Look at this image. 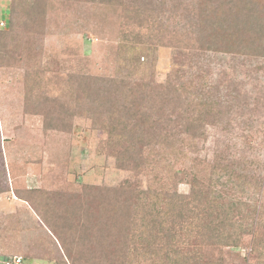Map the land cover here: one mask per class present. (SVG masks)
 I'll list each match as a JSON object with an SVG mask.
<instances>
[{
  "label": "rangeland",
  "instance_id": "1",
  "mask_svg": "<svg viewBox=\"0 0 264 264\" xmlns=\"http://www.w3.org/2000/svg\"><path fill=\"white\" fill-rule=\"evenodd\" d=\"M45 7L35 18L18 1L0 0V264L14 257L21 264H264L256 255L264 253V0H47ZM203 21L244 28L242 41L229 48L202 34ZM32 79L41 87L35 95L42 93L36 107L69 104L61 123L27 106ZM175 94L180 99L171 102ZM115 103L125 107L120 118L137 107L168 135L142 147L150 165L136 169L128 143L110 144L103 122ZM196 116L200 135L189 146ZM176 140L177 156H169ZM193 160L204 169L193 193L203 213L190 238L182 234L179 251L162 262L168 236L156 227L148 240L155 256L126 255L133 244L126 227L102 219L107 208L88 188L122 189L114 199L136 239L145 229L135 211L156 216L166 201H128L124 192L166 181L169 166L182 177ZM175 181L180 196L192 194L191 182ZM211 211L245 228L236 244L210 245L227 229V222L208 228ZM202 223L206 238L197 245Z\"/></svg>",
  "mask_w": 264,
  "mask_h": 264
},
{
  "label": "trees",
  "instance_id": "2",
  "mask_svg": "<svg viewBox=\"0 0 264 264\" xmlns=\"http://www.w3.org/2000/svg\"><path fill=\"white\" fill-rule=\"evenodd\" d=\"M15 1L16 3L18 1L19 6L23 9L24 12H27L28 14L35 16V18H39V17L42 18L43 16H45V13H46L45 3L47 0H15ZM254 1L255 0H251L252 3ZM233 2L234 1H231L230 4L232 5ZM222 6H224V4L220 3L218 4L217 7H214V8H218L221 10ZM202 12L204 11L202 10ZM220 20H223V19H220ZM210 23L205 24L204 21L202 22V25H203V29H201L202 34L203 33L205 35L207 34V36L210 38H211V35H213L212 37H214V39H217V40L218 38H220V43L224 42L227 46H229V48L236 47L238 45L240 38H236V37L241 36V41H242V38L244 35V32H243L244 28L237 27L236 29L232 30V27L230 25H224L222 23H212V22ZM225 28H228V29H225ZM4 34L5 33L0 32V36ZM234 43H235V46L233 45ZM143 50L145 52V50H147V47H144ZM4 55L5 54L0 52V58L3 57ZM40 88H41L40 84L36 82L35 80L32 79V81H28V85H26V92H27V98H28L29 103H27V106L31 109L37 108L38 106H40L41 108L40 111L42 110L41 112L44 116V120H46L47 123H49L50 121H54V120H56V122L58 123H61L60 120L62 117H64V114H67L70 112L69 104L67 105V103L62 102V103H55L53 104V106H47L44 104H40V105H37L36 107V105L34 104L39 103L41 101L42 93L41 95H38V94L35 95V90L40 89ZM140 88H143L142 85L140 86L138 85V90ZM135 89L136 87L134 86V90ZM156 89H152V92L155 93ZM134 90L133 92H131L132 95H135L137 93L136 91L134 92ZM161 92L162 91L160 90L159 93L161 96H168L167 92H162V93ZM132 95H130V97L127 96V98H132ZM174 96H175L174 98H170L171 102L177 100L178 98L180 99L179 95L175 94ZM162 105L157 110L160 113L164 112L162 111L164 107L169 106V104H166L164 107H162ZM122 106L123 105H121L120 103H115L112 105V109L114 111L113 113L111 112V116L108 117L106 123L103 122V127L110 128V133H111V136L113 135L114 141L122 140L125 143H128V148H127L128 151L126 154L134 155L132 162L135 164L136 169L143 168L144 166L150 165L151 161L149 160L150 158H145L143 156L144 151L142 147L145 145L151 146V144L153 143L155 139H159V140L160 139L162 140L163 138L167 139L168 135H166V132L162 133L161 131H159L160 133H158V130H157V127L159 128V125L157 124L158 121L152 119L151 117H148L145 111H142L141 109H137V107L136 108L129 107V109L126 110L125 115L120 118L119 117L120 109H123V110L125 109V107L124 106L122 107ZM118 107H122V108L118 109ZM78 108L81 109L80 112L82 114L89 113L85 111V109H82V107H78ZM175 114H178V113L175 112L174 115ZM203 114H204V111L202 113V117H203ZM202 117L199 119V117L196 116L194 118L195 120L193 119L194 121H193L191 128L189 127L192 131V132L191 131L188 132L189 135L187 134L188 140L190 141L189 146H191L192 143H193L192 145H194V139L197 136L199 137L200 135L199 130L201 127L200 122H201ZM195 122H198L199 126H196ZM131 124H134V125H131ZM154 129H156V131H154ZM176 142L177 140L167 147V150L170 153L169 156H171L172 154L174 157L177 156V153L175 152ZM118 143L119 142L117 141L116 142H113L112 140L110 141V144H112L113 146H116ZM181 143L182 145L186 144V140L183 139ZM154 152L155 151L150 152L149 155L153 156V154H156ZM169 153H165L164 158H167V154ZM153 166L154 165L152 163V167ZM169 167H170V170H169L166 181L163 182L161 178H157L154 181L156 185L155 187H157L159 191H157L155 187L152 186L150 187L148 191H143V190L135 191L134 189H132V190H127L126 192H124L126 194L125 195L126 200L128 201H134V199H137L138 201H142L143 199L144 200L151 199V201L153 200L154 206H159L162 202L166 201L165 203L166 209L161 212H156V216L152 214H148L147 212L144 213L143 208L137 209L135 211L136 213H138L140 210L139 213L142 216L141 225L143 229H145L144 232L139 234L136 239H134V234L131 233L130 231L131 222L129 223L127 221L128 224L127 226H125V223L122 220L124 219L123 212H121L123 204L119 205L120 203L116 199H114L117 193H119L120 191L122 192V189H107V188H93V187L88 188V191L90 192V196L92 200L102 201L103 202L102 205H104L107 208L108 212H105L106 217L105 218L103 217L102 219H105L108 222L111 221L114 227L120 228L119 226H122L121 228L123 229L124 227H126L125 229L127 230L128 233L124 235V238H126L127 240L128 239L133 240V244L132 246H129L130 249L127 250L126 255H129L128 252L132 251V253H134V255L136 256L140 255L141 257H144V256L146 257V256H149V254L155 256L153 251H157V250L152 248L153 244H151L148 240L153 235L152 229L158 227L157 229H160L159 231L160 233L164 234L165 232L168 236V240L160 246L161 247L160 252H164V253H161L163 254V258L162 260L161 259L160 260L162 262H167V260L169 261L170 255L171 256L175 255V253L179 251L178 249L180 245L179 239L181 238V235L187 234L190 238V234L193 233L192 231L193 223L198 224V220H195L196 216H199L197 219H199L200 216H202L203 211L199 210V205H200L199 202L201 201H199L198 199L199 197H195L193 194L197 186L196 178H198L204 172V169L202 168L203 166H201V163L193 160V165L191 166L192 167L191 172L187 173V170L181 172L182 177H179V175L176 173V171L174 170L172 166H169ZM187 177L190 179L187 180L186 179ZM175 180H180V181L185 180L183 182H186V181L191 182V185H192L191 193L192 194L190 196H180L177 193L178 183H176ZM104 196H108L105 199L109 200V202H105V199H103ZM112 207L115 209L114 211L115 213H113V210L111 209ZM130 210H133V209L130 208ZM194 210L195 211L197 210V211L195 212ZM223 212L221 213L217 212L216 216H214V212L212 211L208 213L209 219H210V222L208 224L209 229H225L226 222H227V229H225L224 230L225 232L222 233L223 234L222 237L220 236L217 237V233H216L213 237L214 242H212L211 244L208 243L210 245L219 246L224 243L226 246H230L232 244H236L233 242L236 239L235 233L238 235V231H239L240 237L243 236V233H245L244 227H241V228L239 227L240 229H234L233 224L231 225L230 223L232 222L231 215L224 216ZM112 215H114L115 217H112ZM148 215L152 217V221L147 220ZM39 218L41 219V217ZM204 218H207V214H205ZM41 221L43 220L41 219ZM215 221H219L218 228L215 225L216 223ZM44 224L47 229H50V231H53V230L55 231V229L51 228V225H50L51 222L49 221V219L45 218ZM202 224H203V228H202ZM202 224L200 225L201 226L200 230L194 229V233H196V238L197 239L201 238V241H199L197 245H200L202 240L206 238V231H204L205 233H203V229H205V225L204 223ZM249 233H251V229L246 234H249ZM58 239L60 240V238ZM122 249L123 247L118 249L117 252L120 253ZM197 251L199 250L197 249ZM121 255L124 256V254H120V256ZM256 255H257V258H259L260 256H263L264 253H261V251H258ZM67 257L72 260L71 255L67 254ZM196 257L194 259H196ZM185 262H187V258L185 259ZM113 264H122V262H120L119 260H114ZM170 264H172V262Z\"/></svg>",
  "mask_w": 264,
  "mask_h": 264
},
{
  "label": "built area",
  "instance_id": "3",
  "mask_svg": "<svg viewBox=\"0 0 264 264\" xmlns=\"http://www.w3.org/2000/svg\"><path fill=\"white\" fill-rule=\"evenodd\" d=\"M22 259L20 257H14L12 260H7L5 264H21Z\"/></svg>",
  "mask_w": 264,
  "mask_h": 264
}]
</instances>
